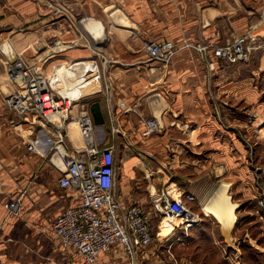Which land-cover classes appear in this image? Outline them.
I'll return each instance as SVG.
<instances>
[{
    "label": "crops",
    "instance_id": "crops-1",
    "mask_svg": "<svg viewBox=\"0 0 264 264\" xmlns=\"http://www.w3.org/2000/svg\"><path fill=\"white\" fill-rule=\"evenodd\" d=\"M50 2L51 7L43 0H0V264H78L79 261L73 249L59 246L49 226L63 208L74 202V193L57 186L59 173L44 158L50 143L47 129L35 125L31 131L25 123H18L16 128L18 119L2 105L1 98L13 90L12 82L3 75L1 63L3 53L6 59L11 53L7 49L3 51L2 45L10 43L16 51L36 43L39 48L46 39L49 22L50 25L54 22L49 32L59 35L61 42L73 43L78 39L76 27L80 18L101 24L102 44L93 46L91 39L85 42L92 50H103L101 56L107 62L102 72L111 84L112 96L107 101L103 92L89 95L84 102L85 113L91 121L94 144L115 146L117 170L122 173L119 171L117 176L118 195L124 205L143 204L134 196L135 192L130 193V186L124 181V175L134 179L131 166L144 172L139 167L142 164L154 176L144 190L148 193L151 189L147 195L152 205L154 192L163 186V177H171L175 169L180 171L186 166L185 154H194L192 147L207 141L232 142L237 128L247 134L256 122L254 112L264 111V0ZM55 8L60 12L53 13ZM117 12L123 20L119 25L111 19ZM240 35L247 36L252 45L247 62L229 64L211 54L214 47ZM150 39L185 41L193 46H205L207 51L182 48L162 67L148 61L142 49L143 43ZM133 106L135 112L126 110ZM150 118L157 121L159 131L142 137L144 122ZM19 127L26 129L18 132ZM113 128L120 133H113ZM41 137L46 139V145L41 143ZM22 140L33 143L34 151H27ZM64 145L72 153L80 150L84 142L74 146L65 137ZM192 159L190 168L196 170ZM210 190H215L212 185L207 192ZM176 191L197 199V194L187 187ZM257 197L252 196L254 200ZM8 201L16 203L11 211L4 208ZM202 222H206L204 229L202 224L193 227L185 237L179 238L182 231L175 230L160 238L156 235L153 240L163 241L178 253L187 250L184 254L188 253V259L182 256L181 264H222L223 249L213 235L214 228L206 217ZM202 240L208 249L201 244ZM159 247L151 242L140 252L135 264H155ZM225 247L228 253L234 252L232 246L225 244ZM96 264L130 263L114 245L98 256Z\"/></svg>",
    "mask_w": 264,
    "mask_h": 264
},
{
    "label": "built area",
    "instance_id": "built-area-1",
    "mask_svg": "<svg viewBox=\"0 0 264 264\" xmlns=\"http://www.w3.org/2000/svg\"><path fill=\"white\" fill-rule=\"evenodd\" d=\"M54 10L60 12L58 8ZM182 48H193L201 53L207 51L205 46H193L185 41L174 43L150 39L142 45L147 60L162 67ZM251 50L252 45L248 43L247 36L240 35L229 43L214 47L210 52L214 57L234 64L247 62ZM105 64L102 59L99 67L93 66L96 72L93 77H102L101 89L105 99L109 101L112 89L109 80L103 76ZM8 72L13 90L3 100L5 108L23 121L29 130L35 125L49 126L52 129V140L44 158L59 173L57 186L74 193V202L63 208L49 223L59 246L62 249H73L79 259L78 264H96L101 253L110 251L116 245L127 256L129 263L135 264L140 252L152 242V214L151 210H145L141 204L124 205L121 202L117 187L115 146L94 144L90 118L81 110L80 113L84 116L76 123L84 145L80 150L68 152L64 145L65 123L70 119V110L76 102L51 86L52 71L44 75L38 72L34 64L15 59L8 66ZM126 110L135 112V107ZM15 124L18 125L17 122ZM158 131L157 121L150 118L144 122L141 136L148 137ZM112 132L120 133L117 128H113ZM21 143L27 151H34L33 143L25 140ZM258 189L260 192L254 200V206L264 220V191L259 187ZM154 193L152 208L160 217L158 225L168 221L171 224L170 231H182L179 238L185 237L187 231L201 220L191 208L196 201L193 195L174 191L168 186H162ZM15 205L14 201H8L4 208L11 211ZM176 220H180V223H173ZM234 251L237 252L236 249ZM223 258H228L224 249Z\"/></svg>",
    "mask_w": 264,
    "mask_h": 264
},
{
    "label": "rangeland",
    "instance_id": "rangeland-1",
    "mask_svg": "<svg viewBox=\"0 0 264 264\" xmlns=\"http://www.w3.org/2000/svg\"><path fill=\"white\" fill-rule=\"evenodd\" d=\"M43 1L47 6L51 7L52 3L50 2V0ZM52 11L53 13H59L54 9H52ZM115 11L116 10L110 13H113ZM53 23L54 22H51V25L50 22L47 23V26H49V28L47 27L48 31L46 39L44 42H42L43 47L40 46L38 48V45L36 43L35 45H33V47L28 46L18 50L21 59L29 64L31 63V65L34 64L38 68V72H41L44 75L50 73L55 64L63 62L64 65L59 70L60 72H58L57 75L50 79L51 83L58 81L60 78L63 79L68 70L70 71L76 67H79V65V68L88 65L87 67L89 69L86 70L83 74H79L71 81L63 83L59 86V88H55L53 84H51V86L54 89H59L58 92L65 95L69 91H72L87 82L94 81L93 83H98L99 85V89L94 93L102 92V77H97V79L96 77H93L96 74L95 67L93 66L97 65L99 67L98 62L102 59L101 54L103 50L101 48H97V50H95V48L94 50H92L86 45L85 42V40L91 39V35L94 34L96 30L100 29V23L90 18L89 20H87L86 18H80L77 21L78 25L76 27L78 30V39L73 43L61 42L59 35H54L53 32H49L54 26ZM95 27H97V29ZM97 35H99V33ZM56 45L65 46L64 51L61 52L60 55L56 54L54 57L41 64L39 61H35V58L40 56L42 50H44L45 48L54 47ZM9 48L10 47L2 46L3 51ZM9 50H11L12 53L15 54V56H18V52L15 51L12 47ZM3 56L4 60H1L2 66L4 67L3 75L6 80H10L8 66L11 65L17 58L10 62L8 61V59H6L5 53H3ZM94 93H90V95ZM5 96L1 98L2 105L4 107L5 105L3 103V100H5ZM88 96L89 94L79 99L78 101H75L76 103L72 105V110L70 113L76 114L81 110L86 112V106L84 102L86 100L85 98H87ZM98 99L99 98H97L96 101L100 102V99ZM262 100H264V97L262 98ZM253 118L254 121H256L254 124V128L248 130L247 134L244 130L237 128V131H235L236 138L234 140L232 139V142L224 143V141L219 140L218 142L207 141L206 143L196 144L194 147H192L194 148L193 151H195L194 154H191L190 152H188V154H185V157H188V163L186 164V166H183L180 171H177L178 169H175V173L171 177H163V186H168L174 191H176L180 187H187L188 189H192V191L197 194V199L191 205V208L195 211V213H198L201 220L193 227H198L201 224L203 226L206 222H202V218L206 217L208 223L212 224L214 228L213 235L215 236L216 241H220L219 248L226 251L225 244H227L236 249L237 252L234 251L231 254L226 251L228 253V258L225 259V261H222V264H235L236 262L238 264H264V220L260 218L259 212L254 206V199L252 198V196L255 197L259 194L260 190L258 189V187L264 191V111H255L253 114ZM16 122L20 124L24 123L19 119ZM13 123H15V121ZM17 126H19V124L15 127L17 128ZM26 128L19 127L17 130H19L18 132H22ZM34 128L35 126L32 130H30L34 131ZM44 129H47V134L50 137L49 140L51 142L52 129L49 126H46ZM259 129L260 132H258ZM40 140L43 145L47 144L46 139H44L43 137H41ZM192 157L194 158L192 159V161L196 165V170L190 168V161ZM116 165L118 166V161ZM131 170L134 172V179L129 180V176L124 175V181L128 182L127 184L130 186V193L135 192L134 196H137L138 199L142 201L143 204L141 205L143 206V208L145 210H151L152 242L155 244V246L160 245V247L157 248L159 252V258L155 259L153 263L177 264L178 262L179 264H181L179 259L182 258V256H185L186 260L188 259V253L184 254L187 250H181L178 253L171 246L168 248L167 244L165 245L163 241L153 240L156 237V233L158 232V238L164 236L163 232H161L162 226L158 225L160 217L158 213L151 207V203H148L147 194L151 192L150 190L148 193L144 192V190L148 186L149 181L154 178V176H150V172L146 169H143L144 172H139L134 168V166H131ZM119 171V169L116 171L117 176H119ZM211 185L212 189H217L218 187L223 188V196L225 197L227 206L230 207V214L232 215V226L228 231V237H225L221 234V224H223L221 219L215 216L213 213L205 210L204 206L199 203L201 197L207 192L208 188ZM253 191H255L256 193ZM211 192L212 191L210 190L207 193ZM144 204L146 205L145 207ZM202 229H204V226ZM175 230L176 229H174L173 231ZM173 231L164 233L166 235L169 232L171 233ZM201 242H203L201 244H203L204 246L206 245L205 240H202ZM214 261L215 259L212 261V263Z\"/></svg>",
    "mask_w": 264,
    "mask_h": 264
},
{
    "label": "bare ground",
    "instance_id": "bare-ground-1",
    "mask_svg": "<svg viewBox=\"0 0 264 264\" xmlns=\"http://www.w3.org/2000/svg\"><path fill=\"white\" fill-rule=\"evenodd\" d=\"M86 19L89 20V18H86ZM111 19H112V21L115 24H118L119 25L120 23H123V20L121 19V17L118 16V12L116 14L112 15L111 16ZM95 28L97 29V27H95ZM99 28L100 29L96 30V32H94V34H92L91 37H95L98 33L100 34L101 27L99 26ZM2 46L10 47L9 49H11V47L13 48V46L10 43L4 44ZM41 47H43V46H41ZM64 48H65V46H63V45H56L54 47L45 48L44 50L41 51L40 56H38V57L35 58V61H37V62L39 61L40 63H44L48 59H51L52 57H54L56 54H59L60 55V53L64 51ZM9 49H7V52L8 53H11L10 56H12V59L13 60L15 58L21 60V57H20V54H19L18 51H17L18 52V56H15V54L12 53V51L9 50ZM30 65H31V63H30ZM63 65H64L63 62L62 63H57V64L54 65V67L52 69V76H51V78H53L55 75L58 74V72H60L59 70L61 69V67ZM87 66L79 68L80 67V65H79V67H76V68H74V69H72L70 71L68 70L67 74H65L66 76L64 75L63 79L60 78L58 81L52 83L53 86L55 88H59V86L62 85L63 83H65L67 81H71L72 79L76 78V76L79 75V74H83L86 70L89 69ZM34 67H36V66L34 65ZM93 82H87V83L83 84L82 86H80V87H78V88H76V89H74L72 91H69L65 95L67 96V98L69 100H73V102L78 101L79 99L83 98L84 96H86L88 94L90 95V93H94V92H96V90L99 89L98 83H93ZM2 88H3V86H2ZM57 91H59V89ZM152 102H153V100H152ZM157 104H158V102H157ZM71 110H70V112H71ZM83 116H84V114H82V113H76V114L69 113V118L70 119H68V121H66V123H65V130H64L65 137L67 139H69V141H71V143L74 146L82 145L83 142H84V140H82V138H81V136L79 134L78 124L76 123L77 120L80 119V118H82ZM139 167H140L141 170L144 169L143 166H142V164H139ZM150 191H151V189H150ZM199 203L202 206H204V209L205 210L209 211L210 213H213L215 216H217V217H219L221 219V221L223 222V224L220 223L221 224V229H222L221 230L222 235H224L225 237H228V235H229V232L228 231L230 230V228L232 226V215L230 214V207L227 206L225 197L223 196V189L222 188L215 189L213 192L203 195L201 197ZM173 223H175V224L176 223H180V220H176ZM161 226H162L161 232H163V235H165L164 232H168L171 229V224H169L168 221H165L163 223V225H161Z\"/></svg>",
    "mask_w": 264,
    "mask_h": 264
},
{
    "label": "water",
    "instance_id": "water-1",
    "mask_svg": "<svg viewBox=\"0 0 264 264\" xmlns=\"http://www.w3.org/2000/svg\"><path fill=\"white\" fill-rule=\"evenodd\" d=\"M91 41H92L93 46H98L99 47L102 44V41H103V30H102V27H101L100 34L98 36L96 35L95 37H91ZM8 61H10V62L13 61L12 56L8 57Z\"/></svg>",
    "mask_w": 264,
    "mask_h": 264
}]
</instances>
